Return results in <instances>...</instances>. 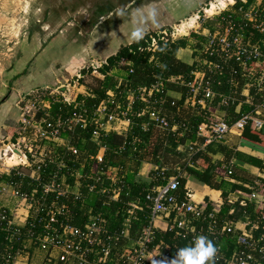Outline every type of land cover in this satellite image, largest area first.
<instances>
[{
	"label": "built area",
	"instance_id": "obj_1",
	"mask_svg": "<svg viewBox=\"0 0 264 264\" xmlns=\"http://www.w3.org/2000/svg\"><path fill=\"white\" fill-rule=\"evenodd\" d=\"M236 1L227 0L228 4L213 16L203 17V14L199 16L201 29L192 31L203 35L204 39L200 42L201 45L194 46L193 68L187 75L180 73L166 77L158 76V79L149 84H141L135 88L128 87L124 101L118 98L116 90L109 89L107 97L90 112L84 107V101L78 100L77 94L73 97L69 94L60 97L56 93L57 90H47L49 87L45 86L44 91H49V94L41 97L39 93L41 91L35 90L34 100L25 102L21 107L24 111L21 118L24 124L23 129L29 123L28 125L33 127L40 140L52 139L50 140L52 148L42 147V151L36 156L31 146L26 151L19 148L18 142L11 143L9 146L12 149L14 145V148L18 149L17 156L20 164H8L5 160L7 167H11L10 170L6 168V173L9 174L14 169L19 174H28L37 184L30 192H25L20 190V185L0 180V196L10 193L13 197H18L19 205L24 204L28 208L24 224L20 225L15 221L14 209L18 206L15 205L11 209L6 204L0 203V222L6 221V225L1 226L0 229L9 232L6 236L9 246L0 251V264H15L16 259L21 257L29 260L34 255L33 249L41 251L42 264H108L110 260H113L114 264H151L152 259L168 264L173 258L170 257V245L162 240L154 242L157 233L154 222L160 218H166V230L175 229L176 235L188 238L189 244L195 236L201 234L212 240L217 251L211 264H218L221 261L224 264H264L260 259L264 256V232L259 236H254L253 233V228L258 227V223L251 222L246 216V219L240 222L241 225H238V220H228L219 224L217 212L223 201L212 203L211 210L206 212V203L205 205L196 203L189 190H186L181 198L177 192L178 174L168 176L164 165L161 167L160 174L162 178H166V181L146 191V197L151 201L149 224L139 230L134 239L129 237L128 227H124L119 233H109L107 217L101 212L93 213L92 208H88L89 220L83 227L63 222L59 227H55L51 223L57 222L58 214H68V206L55 201L45 205L44 201L35 198L38 192L41 193V197L49 192H56L57 195L73 194L81 198L85 188L88 195L97 194L117 200L125 185L127 167L125 164L124 166L107 164L104 161L106 148L100 144L101 136L110 131L126 133L133 115L147 116L148 121L143 123L144 128H147L148 123L151 122L157 132L172 131L183 136L188 128L187 124L174 121L173 118L171 120L166 110L167 104L180 106L178 100H182L184 106L195 107L198 112L203 113L204 120L198 125L196 131L198 136L203 137V142L199 144L202 148L211 143L227 144L228 140L234 136L240 137L241 142H244L241 139V133L251 119L256 129L264 130V3L262 0H255L246 8L241 6L242 21L237 23L229 15L222 14ZM240 1L247 2V0ZM219 15L222 22L214 23L212 28L203 25L205 20L216 19ZM251 30H256L260 37L253 40ZM177 39V36H173V32H167V28L159 29L149 34L142 49L150 51L152 54L149 60L160 65L159 59L154 55L155 51L160 45H166ZM211 55H215L217 59L209 58ZM105 63L107 59L98 63L96 67ZM122 65L128 66L129 73L134 71L132 61L125 57L120 58L117 68ZM227 70L232 73L238 72L241 81L232 82L234 78H231L230 82H223ZM93 71L99 72L97 76L104 77L100 71L96 69ZM79 77H81L80 74L77 80ZM122 80L123 78L119 77V83ZM166 81L178 83L185 90H166ZM127 83L126 80L125 85ZM136 100L140 103L139 110L135 107ZM52 101L73 103L74 109L64 118L51 117L49 108ZM243 103L249 104L251 109L241 113ZM30 104L33 110L35 108L36 110L31 114L33 117L27 120L30 113L26 110L30 108ZM217 104L220 107H216ZM211 106H215V109L209 110ZM231 106L234 109L233 113L229 111ZM88 123L93 125L91 140L99 144V148L91 156L88 171H85V162L78 161L82 154L81 147L64 137L63 132L66 129L74 130L76 126L84 128ZM26 137L24 134L23 138ZM28 140L30 141L31 138ZM57 146L65 147L79 163L77 169L71 170L72 182L68 181V176L62 173V168L66 167L67 163L64 155L55 149ZM186 148L184 144L178 145V149L182 151ZM13 154L8 159L13 158ZM49 164H54L56 168L51 169L48 175L43 177L42 173ZM19 165L21 166L18 168ZM24 167H27L29 172L24 171ZM232 173L231 162L222 165L220 170L222 176L231 179ZM4 185L11 190H7ZM247 186L251 188V191L231 192L227 198L228 202L241 199L240 202L244 204L248 199L255 203L256 208H263L264 195L253 185ZM244 193L246 197L239 196ZM139 206L138 201H131L124 211L131 214ZM31 209L35 213L41 209L46 211L49 218L43 224L45 231L21 230L20 227L26 224ZM205 218L207 219L205 227L195 223V220ZM229 232L237 233L236 244L232 251L226 254L219 242V237ZM15 240L19 242V246L14 249L11 245ZM94 244L99 248L95 250ZM256 251L260 253V257L256 256ZM91 253H95L96 256L90 257Z\"/></svg>",
	"mask_w": 264,
	"mask_h": 264
},
{
	"label": "trees",
	"instance_id": "obj_2",
	"mask_svg": "<svg viewBox=\"0 0 264 264\" xmlns=\"http://www.w3.org/2000/svg\"><path fill=\"white\" fill-rule=\"evenodd\" d=\"M253 1L255 0H247L246 3H243L240 0H237L230 9L225 10L222 14L226 16L229 15L232 20L237 23L241 22V6L246 8ZM262 2L264 3V0H262ZM109 10L112 9L110 8L108 11L107 9L104 10L102 15L109 14ZM216 22H222L221 15L217 16L216 19L205 20L203 25L212 28L213 24ZM251 31V33H253L251 35L253 40L260 37V34L256 30ZM151 32L153 31L145 33L138 41H131L128 44H122L115 53L107 57V63L102 64L99 67L85 66L80 70V73L83 75L89 71H93V69L104 74V77L94 76V82L87 84L89 91L87 95H78V100L84 101V107H86L89 112L92 111L101 100L107 97V91L109 89L116 90V92H118V98L124 101L126 89H128V87L135 88L141 84H149L158 79V76L166 77L171 74L180 73L187 75L189 70L193 68V63H185L176 56L178 48L187 44L188 37H181L166 45H160L154 53L155 57L159 59L160 65L154 64L153 61H150L149 59L152 53L142 49V46L145 45V39ZM190 36L197 39V46L201 45L200 42L204 39L203 35H199L195 32H191ZM122 57L132 61V66L134 67L133 72H128L127 65H122L117 68V63ZM209 58L217 59L215 55H211ZM231 62L234 63L233 60H231ZM115 68H117V71L120 74L111 73V70ZM119 77L123 78L121 83H119ZM231 78H234L232 82H239L240 74L238 72L232 73L230 70H227L223 82H230ZM78 79L83 82V78L79 77ZM126 80L128 83L125 85ZM165 89L179 91L185 90L183 86L171 81H166ZM179 101L180 106L167 104L166 110L171 120L173 118L174 121L187 124L188 128L183 136L172 131L157 132L151 122L148 123L147 128H144L143 123L148 121L146 115H133L131 117V124L126 133L110 131L101 136L100 144L106 148L104 161L107 164L124 166L126 160L130 161V166H128L126 172L125 185L117 200L109 199L97 194L88 195L86 194L87 191L85 188L82 192L84 195L81 198H77L73 194L57 195L56 192H49L44 197H41V193L38 192L35 198L44 201L45 205H49L55 201L58 204H66L69 208L68 214H58L57 222H52L51 224L55 227H59L60 223L63 222L83 227L89 220V213L87 212L88 208H92L93 213L101 212L107 217L109 233H119L124 227H128L129 237L133 239L136 238L139 230L149 224L151 216V201L146 197V191L148 188L166 181V178L164 179L161 177V167L167 162L168 158H176V162L180 165L179 170H175L171 174L169 171L165 170V173L168 176L178 174L179 188L177 192L181 198L185 194L184 186L187 179L192 177L199 182L222 191L223 202L220 206V210L217 212V220L219 224L228 220L237 221L238 219H246V216H248L251 222L258 223V227L253 228L254 236H259L264 232V207L256 208L255 203L250 202L248 199H246L244 204L240 202L241 199H237L234 202H228L227 200L229 193L231 192L240 189L251 191V188L247 185H253L264 195V177L257 176L246 170L244 167L234 163V159H237L264 170V159L239 150L236 144L211 143L204 148L200 147L199 144L203 142V137L198 136L196 131L198 125L204 120V115L203 113L198 112L197 108L187 105L184 106L182 100H178L177 102L179 103ZM135 107L137 110L140 109V103L137 100ZM216 107H220V105L217 104ZM73 109V103L52 101L49 112L51 117L64 118ZM213 109H215V106L209 108V110ZM250 109L251 106L249 104L243 103L240 112L243 113ZM233 110L234 109L231 106L229 111L233 113ZM92 130L93 125L88 123L84 128L76 126L74 130L66 129L63 132L64 137L81 147L82 154L79 156L78 161L82 160L85 162V171H88V163L92 160L91 156L94 155L99 148V144L91 140ZM241 139L242 141L251 142L264 147V130L256 129L255 124L251 119L245 125L241 133ZM179 144L186 145V150L182 151L178 149ZM190 146H192V149H190ZM55 149L64 155L63 157L66 160L67 165L62 168V173L66 174L68 176L67 180L72 182L73 177L70 176L71 170L77 169L79 163L74 160L75 156L65 147L57 146ZM216 152H221L223 154V164H229L231 162L233 173L230 177L233 180L218 175L215 172L216 164L213 161L212 154ZM164 159H166L165 162L163 161ZM181 159L183 160L180 161ZM143 160L150 161L157 166V168L149 172L151 175V181L149 183L140 181L137 175L138 169ZM55 168L56 166L54 164H49L45 167V172L42 173L43 177L47 176L49 171ZM0 180L10 182L14 185H20V190L25 192H30L37 184V182L30 178L28 174H19L14 169H12L9 174L0 173ZM36 187L37 189H40V187ZM207 200L208 198L206 196V212L212 208V202ZM131 201H138L140 206L135 208L131 214H128L124 209ZM232 208L233 211L230 212ZM42 218H44V220H42ZM48 218L49 217L46 215L44 209H41L36 213L31 209L26 224L20 228L21 230L31 229L36 232L43 231V224L44 222H47L46 220ZM195 223L205 227L207 225V219H198L195 220ZM5 225L6 221L3 220L0 222V227H4ZM8 233V230L0 229V251L6 246H9V241L6 237ZM236 236L237 233L234 234L229 232L219 237V242L226 254H229L234 248L236 244ZM159 240L170 245V257L175 255L177 248L189 244L188 238L176 235L175 229L166 230L165 232L158 231L154 242ZM11 246L15 249L19 246V242L15 240ZM96 248H99V246L94 244V249L96 250ZM255 254L260 257L259 252L256 251ZM94 256H96V254L91 253L90 257ZM260 259L264 263V256L260 257ZM108 264H114L113 260H110ZM218 264L224 263L221 261Z\"/></svg>",
	"mask_w": 264,
	"mask_h": 264
},
{
	"label": "rangeland",
	"instance_id": "obj_3",
	"mask_svg": "<svg viewBox=\"0 0 264 264\" xmlns=\"http://www.w3.org/2000/svg\"><path fill=\"white\" fill-rule=\"evenodd\" d=\"M172 1L0 0V60H6L8 51L12 52L9 57L12 65H16L19 72L23 68L28 71L23 74L25 78L22 82L26 81L28 73L32 74H29L30 78L35 79L33 82H24L20 85L21 91L18 92L17 99L15 97L16 100L4 108L7 113H10L7 116V123L0 125V173H6L8 168L4 163L5 160L8 164L15 162L20 164L17 156L19 151L14 148V145L11 149L9 147L11 143L18 142L19 148L24 151L31 146L36 156L42 151V147L52 148L50 142L52 139L40 140L33 127L28 125L29 123L23 129L24 124L21 118L24 111L21 107L25 102L34 100L35 90L41 91L39 92L41 97L48 96L49 91H44L45 86H48L47 90H57L56 93L60 97L64 94L73 97L74 94H78V86L81 83L85 86L93 83V77L99 72L89 71L83 75L80 69L82 66H98L100 60L105 58V55L101 54L103 50H106L105 47H109L108 52L112 51L116 43L120 41L121 34H126L134 21L140 22V17L136 15L138 10L151 7L155 11L157 25H153L150 21H145L142 25L148 24L146 26L150 28L148 32L167 28V32H173V36L180 38L193 29H201L199 21L201 14L203 17L213 16L228 4L227 0H182L181 6L176 8L173 7L174 0ZM110 8L112 10H109V14L102 15L104 10L108 11ZM182 48L180 59L192 64L194 61L192 46L185 45ZM30 56H33V63L28 61ZM79 74L83 82L77 80ZM40 78L43 79L42 82H46L45 85H37ZM65 91L67 92L63 93ZM29 107L26 110L30 113L27 120L33 117L31 114L36 110V108L33 110L31 104ZM12 109H16L17 117H14ZM24 134L26 138H23ZM28 138L31 140L29 141ZM235 142V138L231 137L227 144H236ZM12 154L13 158L8 159ZM166 159L163 161L165 162ZM164 166L170 174L179 170L180 167L176 158H168ZM23 170L29 172L27 167ZM4 186L7 190H11L7 185ZM0 199V203H14L25 208L24 204L19 205L18 197H13L10 193L3 194Z\"/></svg>",
	"mask_w": 264,
	"mask_h": 264
},
{
	"label": "crops",
	"instance_id": "obj_4",
	"mask_svg": "<svg viewBox=\"0 0 264 264\" xmlns=\"http://www.w3.org/2000/svg\"><path fill=\"white\" fill-rule=\"evenodd\" d=\"M171 1L172 0H170V2ZM182 2H183L182 0L181 1L180 0H178V1L174 0V3H173L174 6L173 7L178 8V6H181ZM147 25L148 24L146 23V25L143 26L145 33H147L150 29V28L146 27ZM130 30H131V27H130L129 31ZM129 31L126 32V34H121L120 41L118 43H116V45L112 51L108 52L109 47L108 46L105 47L106 50H103L101 53V54L105 55V58L104 59L102 58V60H100V62H104V60H106L109 55L115 53L117 51V49L122 44H128L132 41L129 38V36L128 37L125 36V35H129V33H130ZM190 32H194V31L191 30ZM184 37H188V41H187L186 46H188V47L192 46V48L194 49V46L197 42V39L190 36V33H189V35L187 34ZM10 49H11V47H10ZM182 50H183L182 47L178 48V50L176 52V56L178 58H180V54H181ZM95 51H94V53H95ZM7 54H8V57H6V58L4 57L6 60H3V61L0 60V95L2 94V96L0 97V125L3 123H7L6 122L7 116L9 115L10 112L7 113V111H5L4 108H6L8 106V104H10L13 100L17 99V95H19L18 92L21 91L19 89L20 85L24 84V82L35 81L34 78H30V76L32 74L28 73V75H26V77H27L25 79L26 81L22 82V79L25 78L24 77L25 75H23V74L28 72L27 69L23 68V70H20L21 72H19V69H17V66L12 65V62L9 60V57L12 54V52L8 51ZM29 55H31V54H29ZM34 55H36V54H34ZM32 57L33 56H30L28 61L33 63L34 60L32 59ZM193 57H194V52H193ZM30 60H32V61H30ZM28 61L26 62V64L28 63ZM8 63H10V64H8ZM82 68H83V66H82ZM111 73L120 74V73H118L117 69L111 70ZM29 74H31V75L29 76ZM39 76H41V75H39ZM42 81H43V79L40 78V80L37 82V85H40V86L45 85L44 83H46V82H42ZM78 91L79 92L77 95H79V94L87 95L89 93L87 86H85L82 83H81V85L78 86ZM15 97H16V99H15ZM12 111L14 113V117H17L16 109H12ZM4 118H5V120H4ZM119 133H121V132H119ZM123 133H125V131ZM8 134H6V138H8ZM234 138L236 140L235 143H236L237 148L239 150L264 159V147L253 144L251 142H247V141L241 142L240 137H238V136H234ZM212 155H213V161L216 164L215 172L218 175H221L220 170H221V167L223 165L222 160H223L224 156L221 152H216ZM234 163L244 167L246 170H248L251 173H254L257 176L264 177V170H261L257 166L245 163V162L237 160V159H234ZM125 164H126V167L128 168V166H130V161L126 160ZM155 167H156V165L154 163H152L150 161L143 160L139 169H138V173H137L138 177H140V181L149 183L151 181V175L149 174V172L152 169H155ZM184 188H185V191L189 190L192 193L193 200L196 203L201 204V205H205L206 196H207L208 200H210L212 203H219V202H222V200H223L222 191L220 189L212 188L209 185L202 183V182H199L192 177L187 179ZM240 190H242V189H240ZM242 191L246 192L245 190H242ZM239 196L240 197H246L247 195L244 193L243 195L240 194ZM6 205L11 209L15 207L14 203H12V204L6 203ZM14 210L16 213L15 214L16 223H18L20 225L24 224V221L28 215V208H26V206H25V208H21L20 206H18ZM232 211H233V208L230 210V212H232ZM243 220L244 219H238V221H237L238 225H241L240 222ZM166 221H167L166 218H160V219L155 220L154 223H155V226L157 228V232L158 231L159 232H165L166 231V229H167V222ZM32 253H34V255L29 260H26L25 258L21 257V258L16 259L15 264H42V260H41L42 259V253H41V251L38 249H33Z\"/></svg>",
	"mask_w": 264,
	"mask_h": 264
},
{
	"label": "clouds",
	"instance_id": "obj_5",
	"mask_svg": "<svg viewBox=\"0 0 264 264\" xmlns=\"http://www.w3.org/2000/svg\"><path fill=\"white\" fill-rule=\"evenodd\" d=\"M136 15L140 17V22L136 23L134 21L131 26L129 38L132 41H138L144 36L145 30L142 25L145 21H150L153 25H157L155 11L151 7L138 10ZM216 251L217 248L212 240L201 234L195 236L191 244L177 248L174 257L168 264H211ZM151 264H162V261L152 259Z\"/></svg>",
	"mask_w": 264,
	"mask_h": 264
}]
</instances>
